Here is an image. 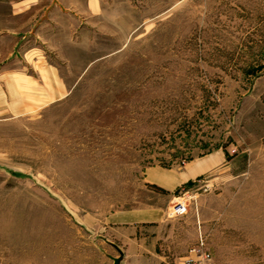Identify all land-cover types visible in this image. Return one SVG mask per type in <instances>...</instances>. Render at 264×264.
Masks as SVG:
<instances>
[{
  "label": "rangeland",
  "instance_id": "374dc122",
  "mask_svg": "<svg viewBox=\"0 0 264 264\" xmlns=\"http://www.w3.org/2000/svg\"><path fill=\"white\" fill-rule=\"evenodd\" d=\"M63 2L80 44L72 26L22 65H58L67 93L0 78V264H96L107 217L179 202L215 264H264V0ZM210 155L173 193L150 183Z\"/></svg>",
  "mask_w": 264,
  "mask_h": 264
},
{
  "label": "crops",
  "instance_id": "0c3cea01",
  "mask_svg": "<svg viewBox=\"0 0 264 264\" xmlns=\"http://www.w3.org/2000/svg\"><path fill=\"white\" fill-rule=\"evenodd\" d=\"M72 26L78 29L80 44V6L72 9L63 0H0V78L12 80L20 95L34 93L48 96L51 101L62 97L68 90L63 79L69 75L62 74L58 65L44 58L47 67L30 75L22 64L40 56L39 40H57L68 46ZM35 61L38 63V58ZM40 79L48 81L41 84ZM217 164L215 156L210 155L183 172L153 169L150 183L173 193L211 172ZM170 212V206L137 208L107 217L101 230L95 232V239L100 245L105 244L96 264H114L113 259H119V264H186L196 259L200 250V221L192 213L171 216Z\"/></svg>",
  "mask_w": 264,
  "mask_h": 264
},
{
  "label": "built area",
  "instance_id": "2783aa9c",
  "mask_svg": "<svg viewBox=\"0 0 264 264\" xmlns=\"http://www.w3.org/2000/svg\"><path fill=\"white\" fill-rule=\"evenodd\" d=\"M186 207V202H179L175 204L170 215L176 216L184 214L186 212ZM201 244L202 247H200V250L198 251L197 258L188 260L186 264H215L212 253L203 249V242H201Z\"/></svg>",
  "mask_w": 264,
  "mask_h": 264
},
{
  "label": "water",
  "instance_id": "95a60500",
  "mask_svg": "<svg viewBox=\"0 0 264 264\" xmlns=\"http://www.w3.org/2000/svg\"><path fill=\"white\" fill-rule=\"evenodd\" d=\"M114 264H119L120 260L119 259H113Z\"/></svg>",
  "mask_w": 264,
  "mask_h": 264
}]
</instances>
